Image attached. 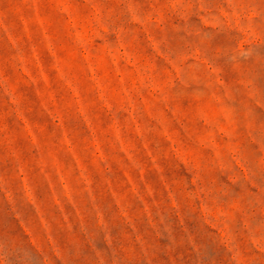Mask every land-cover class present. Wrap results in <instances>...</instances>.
I'll use <instances>...</instances> for the list:
<instances>
[{
  "label": "rangeland",
  "instance_id": "374dc122",
  "mask_svg": "<svg viewBox=\"0 0 264 264\" xmlns=\"http://www.w3.org/2000/svg\"><path fill=\"white\" fill-rule=\"evenodd\" d=\"M0 264H264V0H0Z\"/></svg>",
  "mask_w": 264,
  "mask_h": 264
}]
</instances>
